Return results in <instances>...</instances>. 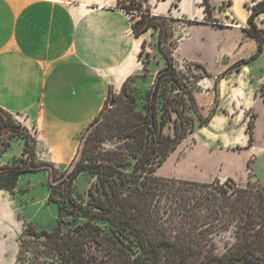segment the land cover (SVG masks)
Wrapping results in <instances>:
<instances>
[{
  "label": "trees",
  "instance_id": "1",
  "mask_svg": "<svg viewBox=\"0 0 264 264\" xmlns=\"http://www.w3.org/2000/svg\"><path fill=\"white\" fill-rule=\"evenodd\" d=\"M209 17L211 8L203 0ZM130 19L135 36L157 33L156 46L164 59L151 85L140 93L128 77L118 91L109 88L103 107L85 127L70 168L56 175L50 163L38 160L35 134L0 107V155L23 139L19 157L0 160V189L12 191L19 177L49 166L48 201L57 206L53 229L27 224L19 234L15 264H264V187L238 189L232 178L210 182L162 178L155 171L197 127L208 124L196 100L203 65L177 66L173 51L179 37L166 21L196 20L154 14L148 0H116ZM264 0L253 5L246 33L260 54L264 29L255 17ZM210 20V19H206ZM211 21V20H210ZM146 48L141 43L140 58ZM145 64V62H144ZM264 101V83L260 86ZM248 144L253 124L247 125ZM81 173L92 180L86 197L75 194ZM232 230L235 242L215 253L214 235Z\"/></svg>",
  "mask_w": 264,
  "mask_h": 264
},
{
  "label": "crops",
  "instance_id": "2",
  "mask_svg": "<svg viewBox=\"0 0 264 264\" xmlns=\"http://www.w3.org/2000/svg\"><path fill=\"white\" fill-rule=\"evenodd\" d=\"M259 1L206 0L208 17L203 0H148L154 14L197 21L180 26L174 53L208 73L195 96L204 115L214 112L201 129L233 143L238 138V151L223 165L242 172V180L251 171L264 187L256 168L264 164V46L253 57L257 42L245 31ZM254 21L264 29V12ZM149 36L151 30L134 35L116 0H0V107L35 134L37 155L66 163L109 88L118 91L141 73L138 54Z\"/></svg>",
  "mask_w": 264,
  "mask_h": 264
},
{
  "label": "rangeland",
  "instance_id": "3",
  "mask_svg": "<svg viewBox=\"0 0 264 264\" xmlns=\"http://www.w3.org/2000/svg\"><path fill=\"white\" fill-rule=\"evenodd\" d=\"M166 22L173 28L174 41L178 37L180 26L185 22L184 20H167ZM156 42L157 33L151 29V38L150 36L147 38L145 51L139 58L143 64V69L131 82V85L142 94L151 85L157 71L164 65V59L157 49ZM174 52L175 50L173 57L177 66L184 69L189 61L176 56ZM237 127L239 126H231L226 131L230 132L232 129H238ZM201 128L197 127L193 134L178 145L163 164L157 168L156 176L199 182H210L215 178L220 181L232 178L238 189L246 188L248 184L261 185L251 171L248 173V178L242 180V172L234 174L232 171H228V168L222 163L223 157H229L233 155L232 151H238V138L236 139L237 142L233 143L225 135H212ZM83 130L76 136L78 144ZM23 144L21 138L14 140L6 152L0 155V160L7 162L19 157ZM74 156L66 163H58L51 157L37 155L38 160L50 163L57 169L56 175L58 177L60 172L70 168ZM256 168L264 181V164L259 161ZM51 173L52 169L49 166L25 172L19 177L14 190L0 189V264H15L17 240L27 224L47 230L55 227L57 206L54 202L48 201V184L49 182L55 183L58 179L52 180ZM91 180L90 174H79L73 182L74 193L86 197V190ZM214 239L216 243L215 253L221 256L227 248L232 247L235 242V234L232 230L223 231L214 235Z\"/></svg>",
  "mask_w": 264,
  "mask_h": 264
}]
</instances>
